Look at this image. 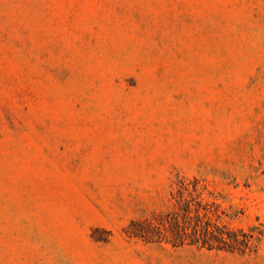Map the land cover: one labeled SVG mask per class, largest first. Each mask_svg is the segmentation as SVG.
Segmentation results:
<instances>
[{
	"label": "rangeland",
	"instance_id": "obj_1",
	"mask_svg": "<svg viewBox=\"0 0 264 264\" xmlns=\"http://www.w3.org/2000/svg\"><path fill=\"white\" fill-rule=\"evenodd\" d=\"M176 175L248 245L128 237ZM0 264H264V0H0Z\"/></svg>",
	"mask_w": 264,
	"mask_h": 264
},
{
	"label": "trees",
	"instance_id": "obj_2",
	"mask_svg": "<svg viewBox=\"0 0 264 264\" xmlns=\"http://www.w3.org/2000/svg\"><path fill=\"white\" fill-rule=\"evenodd\" d=\"M203 182L197 177L190 179L176 175L171 184L167 209L158 213L153 211L148 218L132 221L125 228V234L148 244L242 250L248 245L250 235L228 227L222 212L218 214L220 206L215 198L209 192L204 195L206 185Z\"/></svg>",
	"mask_w": 264,
	"mask_h": 264
}]
</instances>
